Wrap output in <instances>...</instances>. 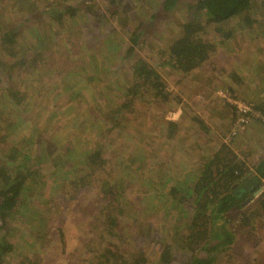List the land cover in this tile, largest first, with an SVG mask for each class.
Instances as JSON below:
<instances>
[{"label":"rangeland","instance_id":"1","mask_svg":"<svg viewBox=\"0 0 264 264\" xmlns=\"http://www.w3.org/2000/svg\"><path fill=\"white\" fill-rule=\"evenodd\" d=\"M83 3L95 9V5L101 3V0H83ZM162 3L163 0L120 2L118 11L121 14V24L117 29L118 33L124 36L125 42L127 32H133L138 37V45L133 55L125 58L127 43H123L115 58L116 51L110 47L100 49L99 40L88 44L85 39L83 43L70 45L74 39H70L68 29L52 28L47 18L51 7L46 0H0V33L23 29L28 25L33 28L48 27L55 40L49 43L48 53L53 56L54 52L57 59L68 55L72 60L68 63L65 58L61 59L56 64L59 68L58 71L55 70L56 73L53 72V77L44 70H38L39 67H33L29 77L23 78L18 76L10 65L6 70L8 66L0 59V77L3 78L0 83V154L5 155L13 149L21 150L20 146L27 138L21 134V128L10 127L20 119L16 118V113L11 115L12 104L8 103L11 100L5 97V90H16L15 93H19H14L16 100L23 101L24 96L20 98L21 95L29 96L28 103L34 106L33 115L38 111L39 118L51 109L50 100L55 106L65 103L67 92H59L66 73H90L87 67L89 57H94L96 63L104 58L113 59L115 63L111 75L120 88L131 78L128 67L132 60L141 58L147 63L148 69L157 71L161 76L166 84L167 94L165 101L137 98L126 109L117 111L115 108L114 115L110 110L119 100L114 96L109 98L110 92L102 85L101 88L96 87L90 97H87L86 92L82 93L86 97H81L80 107L84 111L82 116L72 118L59 113L62 123L57 124V127L50 125L54 115L48 118H32V124L38 130V133L34 134L35 138L40 135L39 138L51 148V152L62 151V147L67 143L71 149L76 150L75 156L70 157L74 162L80 160L82 153L96 143L103 147L102 156L109 159L104 164V169L90 178L93 182L92 188L79 190L70 202H66V197L68 193L73 195L72 189L67 188L66 195L61 190L52 192L55 185L60 186L62 183L52 177L46 179L48 183L43 189L47 196H43L50 206L53 202L56 209L48 216V225L44 228L35 226L34 230L31 224L17 225L18 230L10 239L15 250L9 259L11 264H29L25 261L27 257L40 258L41 264H96V261H103V257L112 264H131L141 257L146 259V264H157L164 245L173 248L174 237L188 233V215L185 207L179 216L170 214L168 218H164L162 202L152 203L150 195L141 193L136 195L140 201L131 198L130 205L124 207V215H117L112 209L118 208L121 200L115 201L113 197H108L110 200H107L100 192V176L103 173L106 182L115 186V180L121 178L117 176L118 167H124L122 178L125 177V182L130 180L135 188H139L140 180L150 176L155 178L160 172L170 171L171 167H177L175 175L179 170L184 173L186 159L189 161L190 156H206L216 152L223 144L234 153L236 162H242L248 169L253 170V167L264 159V124L252 120L232 136L234 111L230 106L224 104L230 111V121L224 122L220 127L216 125L227 111L218 117L211 112L198 113L196 106L208 102L210 95H213L211 89L233 87V94L237 98L260 106L264 112V0H254L242 17L217 25L207 23L206 14L196 11V0H176L168 12L162 11ZM189 20H196L203 25L201 37L215 48L211 59L202 65L203 71L197 75L178 74L166 65L168 47L178 37L179 26ZM93 24L84 26V34L89 37L96 35L101 38L104 28L109 27L106 21L97 28H92ZM45 30L48 31L46 28ZM50 31L47 32L48 36ZM54 44H59L60 48ZM233 70L241 78L240 86L234 87L236 82H231L229 78ZM6 74L12 75L14 80L5 79ZM57 92L58 95H55ZM193 92L197 94L193 95ZM213 106L218 108L216 104ZM69 107L70 103L62 105L59 112H64ZM102 109H105L103 114ZM90 111L99 117L91 115ZM113 115L117 119L116 124L110 121ZM179 117L182 118L181 127L174 131V136L178 138L173 140V136L171 140H165L164 120L171 121ZM47 120H51L48 126L45 125ZM80 121L88 122L91 127L79 130L78 127L83 124ZM98 121H101L100 127L95 128ZM212 132L218 134V138L211 136ZM67 133L73 134L71 140L67 138ZM77 142L81 144L76 146ZM34 151L38 152L36 148ZM24 160L19 158L16 164H23ZM132 162L134 169L125 165ZM30 164L33 167L37 165L36 161ZM48 164L45 160L38 167L48 169L47 167L51 166ZM136 166L140 168L135 169ZM42 172L46 177L49 176L48 170ZM260 189L258 196H251L250 201L247 199L243 202L245 207L248 205V210L255 208L261 211L258 202H264V181ZM125 192L130 194L128 189ZM125 198H128V195ZM157 203L160 205L157 206ZM159 209H163L162 214ZM131 212L134 217H131ZM238 214L239 212H233L228 217L235 221ZM261 214L252 219L247 227L231 225L230 231H233L234 241L222 247L220 254L214 257L215 264H264V212L261 211ZM138 227H147L149 232L143 241L138 239L132 242L138 235L134 228ZM171 229H175L176 234H172ZM2 236L7 234L0 230V237ZM178 242L180 243H177L174 249V260L170 264H186L191 257L201 254V245L186 248L188 246L185 242ZM108 260L103 262L107 264Z\"/></svg>","mask_w":264,"mask_h":264},{"label":"trees","instance_id":"2","mask_svg":"<svg viewBox=\"0 0 264 264\" xmlns=\"http://www.w3.org/2000/svg\"><path fill=\"white\" fill-rule=\"evenodd\" d=\"M46 1L49 2L51 7V13L47 14V18L52 28L68 29L70 39H74V42L70 43V45L74 46V43H83L85 39H87L88 44L99 40V48L110 47L116 51L115 58H117L119 50L123 43L126 42L125 58L133 55L138 45L137 35L133 32H127V40L124 42V36L118 33L119 31L117 30L121 24L119 20L121 14L118 10L122 0H101V3L97 6L95 5V9L86 6L83 0ZM134 1L138 2V0ZM175 1L163 0L162 11H170ZM253 2L254 0H196L194 7L196 11L206 14L207 23L217 25L242 17L252 6ZM105 21L109 27L104 28L101 34L102 37L100 36L101 38L96 35L89 37L88 34H84L85 25L94 23L92 28H97ZM45 28L50 31L48 27ZM45 28H33L28 25L23 29L1 32L0 59L5 62L4 65H10L17 72L16 74L23 78L24 76L29 77L30 70L33 67H39L38 70H44L45 73L50 74V77H53V72L56 73L55 70L57 69L58 71L59 68V65L56 64L61 59L65 58L68 63L72 61L68 55H63L57 59V55L54 52L53 56L48 53L49 43L55 40L51 31L50 36H48V31ZM203 31V25L196 20H189L179 26L178 37L168 47V58L166 59L168 68L183 75L190 73L197 75L201 73L202 65L210 60L215 53L213 44L206 42L201 37ZM55 46L60 48L59 44ZM87 59V67L90 73L87 71L82 75L73 71L66 73V77L61 82V91L59 92H67L65 103L55 106L50 100L51 112L47 110L39 118L38 111L33 115L34 109L32 108L34 106L28 103L29 96L21 95L20 98L24 96L23 101L16 100V95L19 94L18 92L15 93L16 90L10 88L5 90V97L10 99L11 102L8 101V103L12 104L11 115L16 113V118L20 119L18 123H13L10 127L12 126L14 129L21 128V134H24L27 138L20 146L21 150L13 149L5 155L0 154V230L5 231L7 234V236L0 237V264H11L9 259L15 250L14 246L10 243V239L18 230L17 225L31 224L34 226V230H36L35 226L44 228L48 225V216L54 213L53 211H55L56 207L51 202L52 208L46 197L44 198L43 196L46 195L43 188L48 183L46 182L47 178L52 177L57 182L62 183L60 186L55 185L52 192L61 190L66 195L67 188L73 190V195L68 193L66 197V202H70L74 198V194L79 190L92 188L93 182L90 178L96 176V172L103 170L104 164L109 159L102 156L104 152L103 147L96 143L92 144L89 149L82 153L80 160L74 162L71 161L70 157L75 156L76 150L71 149L67 143L62 147V151L58 153L55 151L51 152V148L46 145L42 138H39L40 135H37V138H35L34 134L38 133V130L32 124V118L40 119L43 116L48 118L54 115V119L50 120L51 122L47 120L45 125L48 126V122H50V125L54 124V127H57V124L62 123L59 113L61 115L66 114L72 118L82 116L84 111L80 107L81 97H85L82 93L86 92L87 97H90L93 95L96 87L101 88L102 85L110 92L109 98L114 96L119 100V102L114 104V108L110 110L114 115L116 114L114 112L115 108H117V111L126 109L137 98L147 97L155 101H165L167 98V94H165V82L157 71L148 69L147 63L141 58L132 60L128 67L131 78L127 83L123 84L122 88L117 86L114 76L111 75L113 71L112 66L115 63L113 59L104 58L98 63H96L94 57ZM53 65L54 68L56 67L55 69ZM51 67L53 69H50ZM8 69L9 66L6 70ZM102 69H104V75L101 74ZM4 78L14 80L12 75L9 74H6ZM66 78L68 80L65 81ZM229 78H231V82H236L233 85L234 87L241 85V78L238 77L236 71L233 70ZM1 80L3 82V78L0 77V83ZM211 90H213L214 97L218 90L227 91L231 94L235 93L233 87L229 89L218 87ZM55 95H58V92ZM123 99H126L125 102H122ZM221 101L225 105H228L223 100ZM68 103L71 104V107L67 108L64 112H59L60 106ZM254 106L258 111L262 112L260 106H256L255 104ZM104 110H101V114L105 112ZM23 115L25 118H23ZM91 115L94 114L91 112ZM114 115L110 121L116 124L117 119ZM94 116L99 117L97 115ZM106 118L108 117L106 116ZM80 122L83 124L78 127L79 130L91 127V124L86 121ZM163 123L166 126L164 129L165 137L163 138L171 140L175 135L174 131L177 127H181V123L178 124L172 120H164ZM100 124L101 121H98L95 128H99ZM72 135L71 133H67L66 136L71 140L70 137ZM80 144V142H77L76 146ZM35 148L38 152L34 151ZM19 158L25 159L23 164H16ZM189 158V161L186 159V166L184 168L186 171L184 173H181L179 170L175 175L177 167H171L170 171L165 173H163L164 171L160 172L155 178L150 176L149 178L140 180L139 188H135L130 180L125 182L127 180L125 177L122 178L121 175L125 173L124 167H118L117 176H120L122 179L117 178L115 186H110L106 182L107 179L103 178L104 173L100 176L102 182L99 187L103 196L107 200H110L108 197L115 198V201L121 200L118 208L113 207L112 209L117 215L123 216L125 205H130V199H137L136 195H141V193L150 195L152 203L157 201L162 202L161 206L164 209V218H168L170 214L171 216L176 214L179 216L180 211L185 207L188 215V224L186 225L188 233L187 235H176L174 237L173 248L167 244L164 245L163 250L159 254L157 264H170L174 260V249L176 244L180 243L178 242L179 240L186 243L188 246L186 248L194 245L202 246L200 249L201 254L191 257V260L186 264H215L214 257L220 254L222 247L230 245L234 241L233 231H230L232 230L231 225L247 227L252 219L262 215L261 211L264 212V202L262 200L258 202L261 211H257L255 208L248 210V205L246 207L243 205V202L251 197L257 189V187L248 188L245 185L247 179H249L245 175L254 173L250 177L260 186L261 181L264 180V159L259 161L253 167V170L248 169L242 162H236L234 153L225 144L220 145L214 153L206 156H190ZM45 160L51 166L47 167L48 169H43L42 166L38 167ZM32 161H36L37 165L31 166L30 163ZM125 165L134 169L133 162ZM138 167L140 168V166H136L135 169ZM42 170H48L49 176L46 177ZM129 176L132 177L130 174ZM126 189H128L130 194L125 192ZM127 195L128 198H125ZM152 203L149 202V204ZM160 203H157V206ZM163 209H159L160 214H162ZM233 212H239L235 221L228 217ZM141 214L142 212H140ZM131 217H134L132 212ZM175 231V229H171L172 234H176ZM134 232L138 235L132 242L138 239H142V241L146 239L149 230L147 227H138L134 228ZM103 258V261L108 260L105 257ZM25 261L29 262V264H41V259L37 257L36 259L27 257ZM103 261H96V264H105ZM107 264L112 263L108 260ZM131 264H146V259L141 257L134 260Z\"/></svg>","mask_w":264,"mask_h":264},{"label":"built area","instance_id":"3","mask_svg":"<svg viewBox=\"0 0 264 264\" xmlns=\"http://www.w3.org/2000/svg\"><path fill=\"white\" fill-rule=\"evenodd\" d=\"M215 95L231 106L234 111L232 136L252 120L264 124V112L258 111L253 103L239 99L235 94L223 90H218Z\"/></svg>","mask_w":264,"mask_h":264},{"label":"crops","instance_id":"4","mask_svg":"<svg viewBox=\"0 0 264 264\" xmlns=\"http://www.w3.org/2000/svg\"><path fill=\"white\" fill-rule=\"evenodd\" d=\"M201 70L203 71L202 67ZM201 71V72H202ZM209 94H210V89L208 90ZM197 93L193 92V95H196ZM212 97V98H211ZM216 104L218 106V108L216 109L213 105ZM198 106L197 111H199L198 113L201 112H211V114H214L216 116H220L222 114H224L227 111V114L224 117H221V119H219V124L216 125L218 127H220L221 125H223L224 122H229L230 121V111L227 107H225L224 103L222 101H218V99L216 98V96L214 97L213 95H210V98H208V102H205L204 104H200V105H196ZM175 123H182V119L181 117L179 118H175V120H172ZM211 136H215L216 138H218V134L216 135L215 132H212L210 134ZM209 135V136H210ZM178 138L177 136L174 138L176 139ZM190 153V152H189Z\"/></svg>","mask_w":264,"mask_h":264},{"label":"flooded vegetation","instance_id":"5","mask_svg":"<svg viewBox=\"0 0 264 264\" xmlns=\"http://www.w3.org/2000/svg\"><path fill=\"white\" fill-rule=\"evenodd\" d=\"M247 175H251V174H246L245 176H247ZM249 179H247V182L251 179V177L249 176L248 177ZM264 181V180H263ZM261 184H262V181H261ZM261 184H260V186H261ZM260 186H258L257 184L255 185V184H249V186H248V188L250 187V188H254V187H257V189L253 192V194L257 191V190H259L260 189ZM253 194L251 195V196H253ZM260 194V193H259ZM258 196V195H257ZM251 200V198L249 197L248 198V201H250Z\"/></svg>","mask_w":264,"mask_h":264},{"label":"water","instance_id":"6","mask_svg":"<svg viewBox=\"0 0 264 264\" xmlns=\"http://www.w3.org/2000/svg\"><path fill=\"white\" fill-rule=\"evenodd\" d=\"M248 177L250 176V175H247ZM257 184L253 179H250L248 182H246V186H249V184ZM261 192V189H259V190H257L254 194H253V196H257V195H259V193Z\"/></svg>","mask_w":264,"mask_h":264},{"label":"clouds","instance_id":"7","mask_svg":"<svg viewBox=\"0 0 264 264\" xmlns=\"http://www.w3.org/2000/svg\"><path fill=\"white\" fill-rule=\"evenodd\" d=\"M231 107V106H230Z\"/></svg>","mask_w":264,"mask_h":264}]
</instances>
